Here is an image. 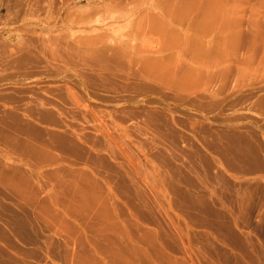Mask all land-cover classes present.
<instances>
[{
  "label": "rangeland",
  "instance_id": "obj_1",
  "mask_svg": "<svg viewBox=\"0 0 264 264\" xmlns=\"http://www.w3.org/2000/svg\"><path fill=\"white\" fill-rule=\"evenodd\" d=\"M262 157L264 0H0V264H264Z\"/></svg>",
  "mask_w": 264,
  "mask_h": 264
},
{
  "label": "bare ground",
  "instance_id": "obj_2",
  "mask_svg": "<svg viewBox=\"0 0 264 264\" xmlns=\"http://www.w3.org/2000/svg\"><path fill=\"white\" fill-rule=\"evenodd\" d=\"M61 85H62V84H61ZM61 89H62V88H61ZM57 91H58V90H57ZM66 91H67V90H65V92H66ZM54 92H55V91H54ZM65 92H64V93H65ZM52 94H53V92H52ZM61 95H62V94H61ZM89 95H90V94H89ZM64 96H65V95H64ZM66 96H67V95H66ZM92 97H93V96H92ZM60 98H61V97L59 96L58 100H59ZM61 99H62V98H61ZM61 99H60V100H61ZM66 99H67V98H66ZM50 100H51V99H50ZM52 100H54V99H52ZM60 100H59V101H60ZM64 100H65V99H64ZM64 100H63V101H64ZM61 101H62V100H61ZM45 102H46V101H45ZM65 102H67V101H65ZM42 103H43V102H42ZM46 103H48V102H46ZM50 103H51V102H50ZM67 103H68V102H67ZM40 104H41V103H40ZM53 104H55V103H53ZM50 105H51V104H50ZM64 105H66V104H64ZM76 105H77V104H76ZM52 106H53V105H52ZM54 106H55V105H54ZM58 106H59V105H58ZM58 106H57V107H58ZM78 106H79V105H78ZM82 106H83V105H82ZM84 106H85V105H84ZM54 108H56V107H54ZM60 108H62V107H60ZM79 108H80V106H79ZM85 108H86V107H85ZM62 109H63V108H62ZM86 110H88V109H86ZM79 111H80V110H79ZM83 111H85V110H83ZM60 113L62 114V112H60ZM80 113H81V112H80ZM83 113H84V112H83ZM64 114H65V113H64ZM81 114H82V113H81ZM81 116H82V115H81ZM62 117H63V116H62ZM81 129H82V128H81ZM81 129H80V130H81ZM241 129H242V128H241ZM191 132H192V131H191ZM248 135H249V134H248ZM83 136H84V135H83ZM79 138H80V136H79ZM81 138H82V137H81ZM237 144H238V143H237ZM204 145H205V144H204ZM238 147H239V146H238ZM204 148L207 149V146L204 147ZM208 148H210V147H208ZM239 148H240V147H239ZM230 149H232V148H230ZM245 149H246V148H245ZM220 150H221V149H220ZM220 150H219V151H220ZM212 151H213V150H212ZM226 151H227V150H226ZM239 151H240V150H239ZM232 152H233V151H232ZM235 152H237V151L235 150ZM211 153H212V152H211ZM213 153H216V151H213ZM238 153H239V152H238ZM218 155H219V154H218ZM218 155H216V156L218 157ZM220 155H221V154H220ZM221 156H222V155H221ZM223 156H226V154H224ZM230 156H231V155H230ZM234 156H235V155H234ZM208 157H209V156H208ZM237 157H238V156H237ZM242 157H243V156H242ZM204 158H205V157H204ZM211 158H212V157H211ZM220 158H221V157H220ZM262 158H264V157H262ZM221 159H222V158H221ZM224 159H225V157H224ZM226 159H227V158H226ZM226 159H225V161H226ZM229 159H230V158H229ZM79 160H80V159H79ZM213 160H215V159L213 158ZM219 161H220V160H219ZM227 161H228V160H227ZM214 162H216V165H219V164H217V161H214ZM214 162H213V163H214ZM261 162H262V161H261ZM76 163H77V162H76ZM192 163H193V162H192ZM223 164H224V163H221L222 166H223ZM227 164H228V163H227ZM262 164H264V163H262ZM221 165H220V166H221ZM93 167H94V166H93ZM8 168H9V167H8ZM216 168H218V167H216ZM219 168H220V167H219ZM175 169H176V168H175ZM175 169H174V170H175ZM191 169H193V168H191ZM194 169H195V168H194ZM220 169H221V168H220ZM0 170H1V169H0ZM172 170H173V169H172ZM226 170H227V169H226ZM259 170H260V169H259ZM4 171H5V170H4ZM183 171H184V169H183ZM189 171H190V170H189ZM194 171H195V170H194ZM228 171H229V170H228ZM190 172H191V171H190ZM195 172H197V171H195ZM0 173H1V172H0ZM2 173H3V172H2ZM165 173H166V172H165ZM193 173H194V172H193ZM178 174H179V173H178ZM4 175H5V174H4ZM181 175H182V174H181ZM181 175H180V176H181ZM170 177L172 178V176H170ZM178 177H179V176H178ZM200 178H201V177H200ZM173 179H174V178H173ZM178 181H179V180H178ZM163 185H165V183H164ZM173 185H174V184H173ZM204 185H205V184H204ZM171 186H172V185H171ZM169 187H170V186H169ZM172 191H173V189H172ZM180 191H181V190H180ZM168 193H169V192H168ZM174 193H175V192H174ZM174 193H172V194H174ZM178 193H179V192H178ZM178 193H177V195H178ZM183 193H184V191H183ZM179 195H180V194H179ZM185 195H186V194H185ZM190 195H191V194H190ZM183 196H184V194H183ZM187 196H188V195H187ZM178 197H180V196H178ZM186 198H187V197H186ZM197 198H198V197H197ZM183 199H184V198H183ZM193 199H195V198H193ZM193 199H192V201H193ZM181 200H182V198H181ZM192 201H191V202H192ZM191 202H188V203H191ZM202 202H203V201H202ZM193 203H194V201H193ZM195 203H196V202H195ZM197 203H198V201H197ZM177 204H178V203H177ZM177 204H176V205H177ZM200 204H202V203H200ZM178 205H179V204H178ZM183 205H184V204H183ZM190 205H192V204H190ZM172 206H173V205H172ZM196 206H197V205H196ZM177 207H178V206H177ZM179 207H180V206H179ZM181 207H182V206H181ZM191 207H192V206H191ZM208 207H209V206H208ZM217 207H218V206H217ZM175 208H176V207H175ZM218 208H219V207H218ZM192 210H193V209H192ZM207 211H208V210H207ZM214 211H215V210H214ZM216 211H217V209H216ZM204 212H205V211H204ZM204 212H203V213H204ZM209 215H210V214H209ZM211 215H212V214H211ZM212 216H213V215H212ZM202 217H203V216H202ZM212 218H213V217H212ZM157 227H158V226H157ZM157 227H156V228H157ZM143 232H144V231H143ZM150 232H152V231H150ZM153 232H154V231H153ZM138 233H139V232H138ZM147 233H148V232H147ZM134 236H135V235H134ZM137 237H138V236H137ZM164 237H165V236H164ZM124 238H125V237H124ZM126 238H128V236H127ZM133 238H134V237H133ZM139 239H141V238H139ZM143 239H145V238H143ZM141 241H142V240H141ZM132 242H134V241H132ZM143 242H146V240H145V241H142V243H143ZM129 243H130V242H129ZM137 243H138V242H137ZM146 243H148V242H146ZM124 244H125V243H124ZM143 244H144V243H143ZM143 244H142V245H143ZM130 245H131V244H130ZM134 245H135V244H134ZM114 246H115V245H114ZM119 246H120V245H119ZM121 246H122V245H121ZM125 246H126V245H125ZM143 246H144V245H143ZM122 247H123V246H122ZM122 247H121V249H122ZM126 247H127V246H126ZM132 247H133V246H132ZM145 247H146V246H145ZM155 247H156V246H155ZM170 247H171V246H170ZM117 248H118V247H117ZM137 248H139V247H137ZM131 249H132V248H131ZM159 249H160V248H159ZM159 249H158L157 251H160V250H161V249H160V250H159ZM117 250H118V249H117ZM127 250H128V249H127ZM138 250H139V249H136V251H135V249H134L135 252H134V251H133V252H132V251H131V252H128V251H127L128 253H126V251H125L124 254H123V253H120L121 256L118 255V254H115V253H113V252H112V255L109 254V252H108V253H105V256H103L104 253H103V250H102L101 253H103V255L100 254V255H99V258L101 259V261H102L101 263H103V264H116L115 260H117L118 258H121V257H122L121 259H123V257H124V258L127 257V259H128V261H127V262L125 261V263L119 262V263H121V264H136V263L138 264L137 261H141L140 258H142V259L145 258V259H146V260L144 259L145 262H146V261H149V262H150L149 259H152V256H151V255H153L152 252L150 253V257H148V255H147V251H146V250H141V251L139 250L140 252H138ZM149 251H150V250H149ZM168 251H169V250H168ZM171 251H172V250H171ZM171 251H170V252H171ZM99 252H100V251H99ZM99 252H97V255H98ZM105 252H107V251H105ZM116 253H117V252H116ZM125 253H126L127 255H126ZM158 253H160V252H158ZM158 253H155V254H158ZM162 253H163V251H162ZM164 253H165V252H164ZM164 253H163V254H164ZM107 254H108V255H107ZM114 254H115V255H114ZM155 254H154V255H155ZM125 255H126V256H125ZM145 255H147V256H145ZM110 256H111V257H110ZM158 256H159V255H158ZM161 256H162V255H161ZM161 256H160V257H161ZM167 256H168V255H167ZM146 257H148L149 259H147ZM156 257H157V255H156ZM156 257H155V258H156ZM164 258H165V257H162L161 259H164ZM166 258H167V257H166ZM166 258H165V259H166ZM165 259H164V260H165ZM123 260H124V259H123ZM123 260H118V261H123ZM152 260H153V259H152ZM156 260H157V262H158V258H156ZM168 260H169V259H168ZM118 261H117V262H118ZM131 261H132L133 263H132ZM153 261H155V260H153ZM162 261H163V260H160V262H162ZM173 261H174V260H173ZM173 261H172V263H174ZM176 261H177V260H176ZM99 262H100V261H99ZM128 262H131V263H128ZM141 262H142V261H141ZM169 262H170V260L168 261V263H169ZM139 263H140V262H139ZM150 263H152V262H150ZM150 263L147 262L146 264H150ZM162 263H163V262H162ZM164 263H165V262H164ZM182 263H183V262H182ZM143 264H145V263H143ZM157 264H158V263H157ZM175 264H176V263H175ZM180 264H181V263H180Z\"/></svg>",
  "mask_w": 264,
  "mask_h": 264
}]
</instances>
